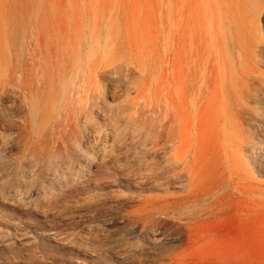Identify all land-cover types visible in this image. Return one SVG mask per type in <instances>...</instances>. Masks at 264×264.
Returning <instances> with one entry per match:
<instances>
[{"label": "rangeland", "instance_id": "1", "mask_svg": "<svg viewBox=\"0 0 264 264\" xmlns=\"http://www.w3.org/2000/svg\"><path fill=\"white\" fill-rule=\"evenodd\" d=\"M44 26L124 60L40 142L24 102L0 103V264H264V66L238 126L200 0H0V58L23 29L38 58Z\"/></svg>", "mask_w": 264, "mask_h": 264}, {"label": "bare ground", "instance_id": "2", "mask_svg": "<svg viewBox=\"0 0 264 264\" xmlns=\"http://www.w3.org/2000/svg\"><path fill=\"white\" fill-rule=\"evenodd\" d=\"M200 12L205 36L212 37L219 48L217 77L219 98L226 105L229 115L240 126L244 112L248 111L246 108L251 100L255 76L263 71L261 68L264 66V33L260 26L262 14L264 16V0H200ZM43 28L46 38L43 40L41 36L42 48L40 53L37 52L38 55L40 54L38 58L28 52L30 47L28 48L26 29L22 30L21 36L15 42V58L13 59V55L0 58V103H25L28 118L27 124L23 126H28L30 134L38 142L45 138L64 114L73 107L82 106L83 101L87 102L92 88L100 92V95L101 93L104 95L105 84L102 79L104 63H108L106 67H112L117 61L124 60L120 47L111 40L103 42L101 36L92 35L85 38V46L78 47L72 52L64 36V28L59 29L60 36L55 40H51L49 36L51 29L45 26ZM168 68L171 70L170 67ZM169 74L172 77L171 71ZM166 81L168 83V80ZM191 81V86L195 87V80ZM166 96L168 100L169 94ZM193 130L195 129L190 124L186 131L187 139H190L186 144L188 155L191 149L195 150L194 138L191 140ZM181 162L185 164V159ZM164 211L166 210H159L155 221L159 223L164 221L166 218ZM140 220L145 224V217H141ZM146 226L144 225L143 228Z\"/></svg>", "mask_w": 264, "mask_h": 264}]
</instances>
